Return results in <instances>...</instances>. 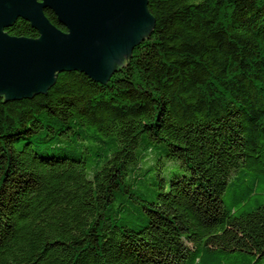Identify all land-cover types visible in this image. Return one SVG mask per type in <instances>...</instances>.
<instances>
[{
    "label": "trees",
    "instance_id": "trees-1",
    "mask_svg": "<svg viewBox=\"0 0 264 264\" xmlns=\"http://www.w3.org/2000/svg\"><path fill=\"white\" fill-rule=\"evenodd\" d=\"M148 10L106 83L0 98V264H264V0Z\"/></svg>",
    "mask_w": 264,
    "mask_h": 264
},
{
    "label": "water",
    "instance_id": "water-1",
    "mask_svg": "<svg viewBox=\"0 0 264 264\" xmlns=\"http://www.w3.org/2000/svg\"><path fill=\"white\" fill-rule=\"evenodd\" d=\"M149 0H0V98L31 99L46 93L63 72L78 71L106 83L117 66L153 31ZM52 11L62 31L45 12ZM18 19L38 38L6 30Z\"/></svg>",
    "mask_w": 264,
    "mask_h": 264
}]
</instances>
